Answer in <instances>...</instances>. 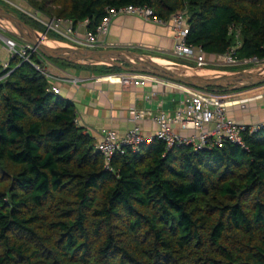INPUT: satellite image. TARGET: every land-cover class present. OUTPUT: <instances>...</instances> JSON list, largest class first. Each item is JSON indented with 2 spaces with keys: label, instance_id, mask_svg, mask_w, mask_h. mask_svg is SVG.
<instances>
[{
  "label": "trees",
  "instance_id": "1",
  "mask_svg": "<svg viewBox=\"0 0 264 264\" xmlns=\"http://www.w3.org/2000/svg\"><path fill=\"white\" fill-rule=\"evenodd\" d=\"M26 1L92 31L108 6L146 4L164 20L183 11L188 44L264 57V0ZM16 60L0 82V264H264V124L243 147L153 139L106 168L73 102Z\"/></svg>",
  "mask_w": 264,
  "mask_h": 264
},
{
  "label": "built area",
  "instance_id": "2",
  "mask_svg": "<svg viewBox=\"0 0 264 264\" xmlns=\"http://www.w3.org/2000/svg\"><path fill=\"white\" fill-rule=\"evenodd\" d=\"M18 12L27 15L42 23L45 30H37L40 34L47 37L48 30L53 31L57 35L63 37L64 43L73 47H97L100 42V36H104L112 19L118 15H137L145 20H152L158 24H168L173 33L174 43L170 50V54L185 61H194L195 64L183 62L185 66H193L204 69L209 64H216L215 60L220 57L223 66L234 65H256L264 63V57L256 56L237 58L234 55V48H229L224 54H213L214 60H206V54L200 47L188 44L186 35L188 33V24L183 11H177L170 15L167 20L157 16L151 6L146 4H128L119 7H106L105 15L101 18L95 30L87 29L88 19H84L74 25L70 18L47 16L39 13L37 10L24 8L11 4ZM82 25L85 28L84 36L77 37L75 34V26ZM0 48L5 52L4 58L0 55V82L3 81L12 71L11 60L17 59L19 62H27L39 70L47 80L51 83L49 90L58 93L59 89L52 84L53 81L67 80L76 83V77H60L53 73L51 66L47 63L37 60L35 54L41 55L36 48L27 41L21 40L0 27ZM1 51V50H0ZM39 58L42 57L38 56ZM221 65V64H220ZM120 82L122 85H143L149 78H157L156 76L144 73H121L109 75ZM192 88V87H191ZM232 93H220L207 89L192 88L186 98L181 101L180 105L172 111H166L159 108L155 113L151 114L156 129L153 134H143L137 125L128 128L122 135H119L110 127H102L98 134L99 137L95 141V148L102 154L104 165L109 168V162L118 152L122 154L126 149L138 151L143 144L153 139L162 141L165 147L173 146H190L193 150L212 149L222 146L224 143H232L244 146V135L252 134L257 131L264 121L258 123H241L229 117L226 112L227 103H237L240 108H245V103L241 100L230 99ZM231 100V101H228ZM150 114L148 110H139L132 112L133 120L142 119ZM75 122L76 117H75Z\"/></svg>",
  "mask_w": 264,
  "mask_h": 264
},
{
  "label": "crops",
  "instance_id": "3",
  "mask_svg": "<svg viewBox=\"0 0 264 264\" xmlns=\"http://www.w3.org/2000/svg\"><path fill=\"white\" fill-rule=\"evenodd\" d=\"M84 31V26H75L77 37H83ZM99 39V48L129 47L161 61L173 60L161 55L170 54L174 43L171 27L137 15L114 17L107 33ZM0 50V55L4 58L5 52L2 48ZM204 58L210 61L213 54L206 53ZM98 65L100 64L85 68H68L60 64L51 66L53 73L61 78L69 76L78 79L76 83L60 79L52 84L59 89V95L73 102L77 125L92 136L94 142L98 139V132L102 127H110L122 135L128 128L137 125L143 134H153L156 126L151 114L159 108L172 111L192 90L189 86L159 77L149 78L143 85L124 86L113 79L115 77L107 78L109 75L121 73H97L96 71L101 69ZM230 93L233 95L230 99H239L246 107L241 109L237 103H227L226 112L229 117L241 123L264 121V84ZM139 110H148L150 114L133 120L132 112Z\"/></svg>",
  "mask_w": 264,
  "mask_h": 264
},
{
  "label": "water",
  "instance_id": "4",
  "mask_svg": "<svg viewBox=\"0 0 264 264\" xmlns=\"http://www.w3.org/2000/svg\"><path fill=\"white\" fill-rule=\"evenodd\" d=\"M0 27L13 36L27 41L46 58L72 64H104L119 67L127 73H144L177 82L192 88L236 91L264 84V64L220 73L202 68L175 65L171 69L155 57L129 47H71L59 40L50 39L33 29L22 18L0 5ZM53 41L56 46L48 43Z\"/></svg>",
  "mask_w": 264,
  "mask_h": 264
},
{
  "label": "rangeland",
  "instance_id": "5",
  "mask_svg": "<svg viewBox=\"0 0 264 264\" xmlns=\"http://www.w3.org/2000/svg\"><path fill=\"white\" fill-rule=\"evenodd\" d=\"M2 1H4L3 3H2ZM0 0V5L1 6H3L6 10H8V11H10V12H13V13H15V14H18L17 12H16V10L11 6V4H14V5H17V6H23L24 8H29V9H33V10H37L38 11V9H36V8H33V7H31L28 3H27V1L26 0ZM39 13H42L41 11H39ZM42 14H44V13H42ZM45 15V14H44ZM24 17V21H26V23L28 24V25H30L33 29H36V30H41V31H44L45 30V26L42 24V23H40V22H38V21H35L34 19H32L31 17H29V16H27V15H24L23 16ZM2 28V27H1ZM3 29V28H2ZM4 30V29H3ZM6 31V30H5ZM6 32H8V31H6ZM9 33V32H8ZM10 34V33H9ZM11 35V34H10ZM46 35H47V37L48 38H50V39H54V40H62L63 41V37H61V36H59V35H57L56 33H54L53 31H50V30H48L47 32H46ZM138 50H140V51H146V50H142V49H138ZM146 52H149L148 50L146 51ZM150 52H152L153 54H159V53H157V52H154V51H150ZM161 55H165V56H167L168 58H170V59H173V60H178V61H183V62H188V63H190V64H195V62L194 61H185L184 59H182V58H177V57H175V56H173L172 54H161ZM38 56V55H37ZM237 57L239 58V59H241L240 58V56L239 55H237ZM36 58V57H35ZM39 58V57H38ZM49 59V60H48ZM161 59H163V58H161ZM38 60H41V61H43V62H45V63H47L48 64V66H55V64H60V65H62V66H65V67H68V68H79V67H82V68H85V67H89L90 65H80V66H77V64H72V63H63V62H61L62 60H58V59H51V58H47V60L45 59V57H40ZM173 60L171 61V60H166L165 59V61H169L170 63H173ZM211 60H214L213 58L211 59ZM210 60V61H211ZM222 60V59H221ZM220 60V57H217V59L215 60V63L216 64H209V65H207L204 69H206V70H209V71H212V70H215L216 72H220V73H232V72H234V71H238V70H242V69H245V68H250V67H254V66H257V65H261V64H264V63H260V64H256V65H245V64H241V65H234V66H231V65H229V66H223L222 64H223V62ZM17 61V60H16ZM19 62V61H18ZM17 62V63H18ZM175 62V61H174ZM176 63V62H175ZM180 65V63H177V65ZM221 64V65H220ZM14 65H16V62L13 60L12 62H11V66L13 67ZM176 65V64H175ZM191 67H193V66H191ZM224 68H234V69H237V70H234V71H224V70H228V69H224ZM106 70L105 69H100V70H97L96 72L97 73H103V72H105ZM109 71H112V70H109ZM120 72H123V71H121L120 70ZM119 71L118 72H115V73H120ZM246 89H248V88H245V89H242L241 91H243V90H246ZM237 91H240V90H236L235 92H237Z\"/></svg>",
  "mask_w": 264,
  "mask_h": 264
},
{
  "label": "bare ground",
  "instance_id": "6",
  "mask_svg": "<svg viewBox=\"0 0 264 264\" xmlns=\"http://www.w3.org/2000/svg\"><path fill=\"white\" fill-rule=\"evenodd\" d=\"M48 43L49 44H51V45H53V46H56V44L53 42V41H48ZM62 44H64V43H62ZM66 45V44H65ZM67 46H69V45H67ZM72 47V46H71ZM43 56V55H42ZM158 62H160L161 64H163V65H166L167 67H169V68H171V69H177V68H175L174 66H171V65H169V64H167V63H163V61H161V60H159V59H156Z\"/></svg>",
  "mask_w": 264,
  "mask_h": 264
}]
</instances>
